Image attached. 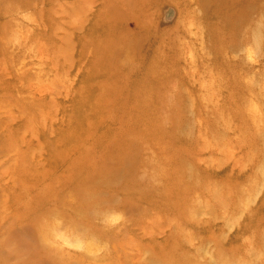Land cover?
Wrapping results in <instances>:
<instances>
[{
    "label": "rangeland",
    "instance_id": "1",
    "mask_svg": "<svg viewBox=\"0 0 264 264\" xmlns=\"http://www.w3.org/2000/svg\"><path fill=\"white\" fill-rule=\"evenodd\" d=\"M86 4L0 0V264H264V0Z\"/></svg>",
    "mask_w": 264,
    "mask_h": 264
},
{
    "label": "bare ground",
    "instance_id": "2",
    "mask_svg": "<svg viewBox=\"0 0 264 264\" xmlns=\"http://www.w3.org/2000/svg\"><path fill=\"white\" fill-rule=\"evenodd\" d=\"M93 1L94 0H80V2H82L85 6L87 5L86 3H89L88 4V6L90 7V5L91 4H93ZM239 0H223V4L225 5V7L227 8V9H229V8H233L234 7V4L236 3V2H238ZM72 9V8H71ZM101 14V11L99 10L97 13H96V15H95V18H94V20H96L97 19V21L98 20H105L106 21V19L107 20H110V19H112L114 16H113V14H111V15H100ZM107 16V17H106ZM106 17V18H105ZM101 34H103V33H101ZM91 176H93L94 178H95V180H94V182L96 183V184H98V183H100V182H102L103 181V179H104V177L101 175V174H99V175H93L92 173H91ZM81 207V206H80ZM82 208V210L83 211H87V212H90L89 211V205L88 204H86V206H85V208H83V207H81ZM80 208L79 209H77V208H73V211L74 212H78V211H80V212H83Z\"/></svg>",
    "mask_w": 264,
    "mask_h": 264
}]
</instances>
